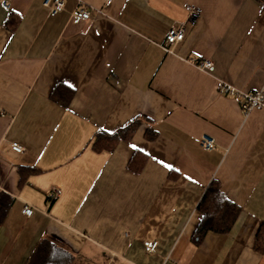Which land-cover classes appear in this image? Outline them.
Instances as JSON below:
<instances>
[{
	"label": "crops",
	"instance_id": "1",
	"mask_svg": "<svg viewBox=\"0 0 264 264\" xmlns=\"http://www.w3.org/2000/svg\"><path fill=\"white\" fill-rule=\"evenodd\" d=\"M43 1L0 0V194L12 200L0 264H25L44 237L74 264H264V110L243 115L217 92L219 81L264 87V3L64 0L51 14ZM191 7L196 20L167 52L168 29ZM80 8L89 17L74 24ZM58 84L74 91L67 106L50 98ZM136 117L129 141L93 150L98 131ZM204 135L210 150L198 143ZM134 153L138 172L128 167ZM212 181L240 212L228 233L197 240Z\"/></svg>",
	"mask_w": 264,
	"mask_h": 264
},
{
	"label": "trees",
	"instance_id": "2",
	"mask_svg": "<svg viewBox=\"0 0 264 264\" xmlns=\"http://www.w3.org/2000/svg\"><path fill=\"white\" fill-rule=\"evenodd\" d=\"M264 3V0H257ZM7 23L14 27L17 23L15 17H11ZM73 90L63 84L54 87L50 98L56 103L67 106L73 97ZM138 117L131 120L124 128L113 133L98 131L92 148L96 152L111 151L118 142L129 141L135 128L139 125ZM140 153H134L130 162L129 169L138 172L142 167V162L137 158ZM11 198L0 194V223L4 219L11 204ZM197 210L201 216L200 222L194 231V239L200 240L207 232L226 234L232 228L240 209L232 203L219 189L218 183L212 181L206 188ZM257 249L264 250V222L257 233ZM74 257L56 240L44 237L37 244L25 264H74Z\"/></svg>",
	"mask_w": 264,
	"mask_h": 264
},
{
	"label": "built area",
	"instance_id": "3",
	"mask_svg": "<svg viewBox=\"0 0 264 264\" xmlns=\"http://www.w3.org/2000/svg\"><path fill=\"white\" fill-rule=\"evenodd\" d=\"M107 1L109 2V0ZM78 2L80 5L82 1L79 0ZM43 5L51 14H57L63 10L64 0H44ZM2 8L7 9L8 3H2ZM197 16L198 11L194 7H191L187 13L185 21L173 23L170 26L165 36L164 43V49L167 52H172V48L184 39L187 26L192 24L196 20ZM88 17L89 13L82 8L74 11L71 14V20L74 24H78L81 21L86 20ZM189 63L200 71H204L212 67V63L209 60L196 61L194 59H191L189 60ZM217 92L220 96L235 98L239 103L243 115H247L254 110H264V87L253 92H245L238 90L225 82L219 81L217 85ZM198 143L200 147L205 150H210L215 146L214 140L206 135L202 136L198 140ZM12 149L16 152H20L22 150V148L17 144H13ZM51 196L56 197L58 196V193L56 191H53ZM32 212L33 211L29 207H24L22 209V213L26 217H30ZM143 247L145 252L153 253L157 247V242H144Z\"/></svg>",
	"mask_w": 264,
	"mask_h": 264
}]
</instances>
